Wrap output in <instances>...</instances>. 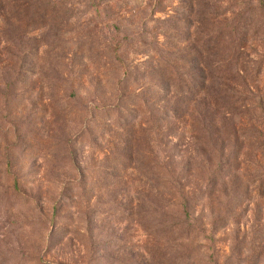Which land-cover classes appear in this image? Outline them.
Instances as JSON below:
<instances>
[{
  "label": "rangeland",
  "instance_id": "1",
  "mask_svg": "<svg viewBox=\"0 0 264 264\" xmlns=\"http://www.w3.org/2000/svg\"><path fill=\"white\" fill-rule=\"evenodd\" d=\"M263 2L0 0V264H264Z\"/></svg>",
  "mask_w": 264,
  "mask_h": 264
},
{
  "label": "trees",
  "instance_id": "2",
  "mask_svg": "<svg viewBox=\"0 0 264 264\" xmlns=\"http://www.w3.org/2000/svg\"><path fill=\"white\" fill-rule=\"evenodd\" d=\"M194 4L198 5L200 10L205 11L208 7H210L212 4L215 5L218 2H225L226 0H193ZM193 4V5H194ZM264 7V2L261 3ZM16 10H13V12H10V14L14 13ZM201 20L198 22V24H204V18L206 17V14L201 13ZM227 12L219 13L217 12L216 15H213V19L211 21L219 24L221 28L216 30V32L212 31L210 32L209 36H203V39L200 41L201 44V54H199V58L201 61L202 67L207 70L206 77H203V81L201 85L199 86V94L198 95H204L205 91H207V86L212 81H236V78L239 76L236 72V76H233V67L239 66L242 61L243 52L245 49V46H243V37L242 35L246 36L248 34L247 27L243 28L244 24L240 23V25H237L235 23L233 24H222L221 20L223 19L226 21L227 19ZM210 16V14H208ZM237 23V22H236ZM206 37V38H205ZM209 37V38H208ZM210 48H213V51L210 50ZM214 53V55H213ZM207 55V56H205ZM213 55V56H212ZM209 65L205 64L206 57H209ZM241 72V70H239ZM228 96L225 95H212L210 99L212 100V103L216 104V101L220 98L226 99ZM204 99V98H203ZM166 119H169L167 116ZM183 213L186 215V219H191L190 212L187 206H183Z\"/></svg>",
  "mask_w": 264,
  "mask_h": 264
}]
</instances>
